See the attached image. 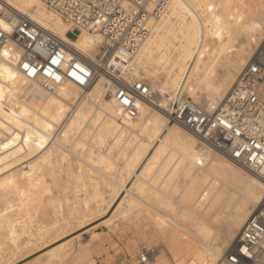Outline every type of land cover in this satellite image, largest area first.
Masks as SVG:
<instances>
[{"label":"bare ground","instance_id":"1","mask_svg":"<svg viewBox=\"0 0 264 264\" xmlns=\"http://www.w3.org/2000/svg\"><path fill=\"white\" fill-rule=\"evenodd\" d=\"M0 10L25 15L99 64L101 37L77 32L69 38L68 24L41 1L0 0ZM147 25L132 58L108 65L118 79L144 81L154 93L151 103L137 102L135 118L121 115L106 77L88 88L64 82L49 93L23 77L7 48L0 50V264L72 225L80 230L103 219L120 199L117 209L139 211L160 234L171 232L175 264H227L263 199L264 183L199 144L168 115L177 93L198 107L204 101L208 110L222 99L264 44V0H168ZM0 28L8 29L1 18ZM48 183L62 192L72 187V195L44 198ZM58 201L61 219L34 228L35 213ZM57 247L46 251L49 257L42 253L45 263L59 264L72 248Z\"/></svg>","mask_w":264,"mask_h":264},{"label":"built area","instance_id":"2","mask_svg":"<svg viewBox=\"0 0 264 264\" xmlns=\"http://www.w3.org/2000/svg\"><path fill=\"white\" fill-rule=\"evenodd\" d=\"M70 27L68 37L87 32L101 37L96 59H86L25 15L0 10L8 29L0 28V50L16 57L24 78L39 81L46 92L64 82L88 88L97 76L112 84V96L124 118L139 114L137 102L155 95L141 80L118 79L108 65L128 61L148 36V21L163 13L168 0H39ZM168 122L184 128L199 144L254 174L264 183V44L254 53L231 88L210 110L177 93ZM153 248H143L133 264H149ZM264 256V196L241 228L226 257L227 264H257Z\"/></svg>","mask_w":264,"mask_h":264},{"label":"rangeland","instance_id":"3","mask_svg":"<svg viewBox=\"0 0 264 264\" xmlns=\"http://www.w3.org/2000/svg\"><path fill=\"white\" fill-rule=\"evenodd\" d=\"M69 38L74 39L75 37L69 36ZM100 46L98 50H100ZM98 50L96 52L97 55L99 53ZM199 107L205 108L204 101H202V105H200ZM200 146L201 145H199V147ZM183 181L184 179L182 176H179L177 178V183L179 185H182ZM51 184L52 183L47 184L51 187V192L47 194L49 195V197L45 195L44 198L57 197L56 201H60V199H62L63 197H69L72 195V187H69L67 190L62 192L60 186H58V188ZM170 194L172 197L175 196L174 192H170ZM58 197L60 198L58 199ZM59 201L55 203V206L53 205L54 207L57 206L55 208L56 210L53 209V206H46L45 202V204L43 205L44 208L37 211V213H35L34 215V218L32 219V225L34 228L39 226V224L41 226H43L44 224L43 227L45 228L49 224L50 226L48 227L50 228L51 225L55 222L54 220L58 221L61 219L62 216L57 212ZM119 201H121V199L118 200L117 203H120ZM117 203L114 206L116 209H112L113 211L111 210L110 212H108V214H106L103 219L101 218L97 222H92V225L89 224L88 226H85V228H82L80 230H78L76 226L72 225V230H70L69 227L62 233L64 235L60 234L61 236L58 235V237H56L57 234H53V237H50V235V240H45L46 243L42 242L45 246H43V244L40 242L34 247H30L31 249L33 248V250L35 248V251L32 252L30 248H28L29 250L26 249V253H29L30 250L32 253L30 252L29 254H26L24 252L25 250L21 251L23 253L19 252L18 255L13 258L16 259V261L12 262L11 264H44L45 262H47V259H45L47 257L46 255H48L49 257L50 254H47V252L50 251L51 248H55L58 246V244L63 242L65 243L60 244V248L58 246V249L56 250H61L66 246L68 248L70 245L72 248H68V250L66 251L68 252L67 257L59 264H133L135 258L143 248H153L155 250L154 256L149 264H175L173 256L170 252V247L172 245L171 232L169 230H166L165 235L160 234L154 227V225L149 221V219L141 215L139 211H136V213L133 210L131 211V213H125L127 211L125 209L127 208L125 206H122V209H117ZM35 209H37L36 206H33L32 210ZM63 211L66 210L63 209ZM67 215L68 212H63V216L67 217ZM64 250L66 249L63 248L62 251ZM44 252H46L45 256L43 255L45 254ZM30 260L32 261L30 262Z\"/></svg>","mask_w":264,"mask_h":264}]
</instances>
